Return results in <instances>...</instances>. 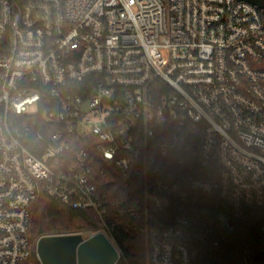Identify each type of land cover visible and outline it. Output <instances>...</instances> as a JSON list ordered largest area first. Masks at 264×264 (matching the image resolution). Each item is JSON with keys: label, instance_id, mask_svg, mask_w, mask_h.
Returning a JSON list of instances; mask_svg holds the SVG:
<instances>
[{"label": "built area", "instance_id": "obj_1", "mask_svg": "<svg viewBox=\"0 0 264 264\" xmlns=\"http://www.w3.org/2000/svg\"><path fill=\"white\" fill-rule=\"evenodd\" d=\"M94 140L134 196L102 191L81 145ZM40 198L95 211L77 233L128 264H226L260 214L264 264V7L0 0V264H41Z\"/></svg>", "mask_w": 264, "mask_h": 264}, {"label": "trees", "instance_id": "obj_2", "mask_svg": "<svg viewBox=\"0 0 264 264\" xmlns=\"http://www.w3.org/2000/svg\"><path fill=\"white\" fill-rule=\"evenodd\" d=\"M33 118L42 121V114L20 116L21 120L27 122L35 121ZM57 129L59 127L53 126L50 131L53 132ZM81 145L87 150V160L93 166L97 182L103 192L118 198H123L128 193L134 196L131 189L132 176L121 173L113 162L104 159L96 150L95 140L94 142L81 143ZM30 213L29 230L33 244L40 236L46 234L90 231L96 227L98 221L95 211L77 210L59 200L49 198H40L34 202ZM261 219L260 214L252 215L240 224L238 233L226 240L222 247L223 259L226 264H261L262 258L257 238ZM33 260H35L34 255ZM117 264H128V262L120 260Z\"/></svg>", "mask_w": 264, "mask_h": 264}, {"label": "water", "instance_id": "obj_3", "mask_svg": "<svg viewBox=\"0 0 264 264\" xmlns=\"http://www.w3.org/2000/svg\"><path fill=\"white\" fill-rule=\"evenodd\" d=\"M248 1L264 7V0ZM36 247L41 264H117L118 259L116 248L102 233L89 239L77 232L43 235Z\"/></svg>", "mask_w": 264, "mask_h": 264}, {"label": "rangeland", "instance_id": "obj_4", "mask_svg": "<svg viewBox=\"0 0 264 264\" xmlns=\"http://www.w3.org/2000/svg\"><path fill=\"white\" fill-rule=\"evenodd\" d=\"M62 233H70V232H62ZM56 234H60V233H56ZM56 234H46V235H56Z\"/></svg>", "mask_w": 264, "mask_h": 264}]
</instances>
